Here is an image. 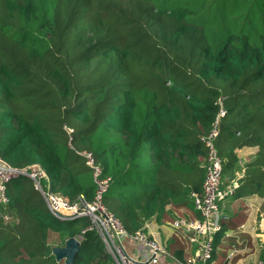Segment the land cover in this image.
Listing matches in <instances>:
<instances>
[{
	"label": "trees",
	"instance_id": "trees-1",
	"mask_svg": "<svg viewBox=\"0 0 264 264\" xmlns=\"http://www.w3.org/2000/svg\"><path fill=\"white\" fill-rule=\"evenodd\" d=\"M220 105L222 175L226 140L256 146L243 178L263 195L264 0H0V159L90 201L91 152L110 178L102 202L129 233L167 204L194 209ZM7 196L0 264H63L51 247L78 234L74 264L111 262L95 230L81 233L89 219L57 220L30 178Z\"/></svg>",
	"mask_w": 264,
	"mask_h": 264
},
{
	"label": "built area",
	"instance_id": "built-area-1",
	"mask_svg": "<svg viewBox=\"0 0 264 264\" xmlns=\"http://www.w3.org/2000/svg\"><path fill=\"white\" fill-rule=\"evenodd\" d=\"M225 113L221 107L208 133L201 139L206 147L203 158L204 178L201 193L192 192L194 209L199 216H175L171 226L176 230L177 236L186 239L195 245L192 255L188 258L175 261L176 264H207L214 250V236L221 229V215L219 202L227 196L234 194L237 187L232 182L225 189L222 184V158L219 155L215 138L218 135V123ZM86 163L92 167L96 190L92 200L79 197L73 202L53 192L46 172L38 165L24 168H14L0 159V216L5 221H10L11 216L4 210L3 206L8 201L7 185L18 176H26L33 182L34 189L38 190L44 198L46 207L50 214L59 221H72L81 217H87L89 224L86 230H95L100 236L106 251L112 258L111 264H157L160 257L167 255L165 244L160 243L149 236L144 229H138L129 233L123 224L105 207L102 195L109 186V177H100L101 170L94 164L91 152L82 151ZM79 242L82 234L75 236ZM131 240L135 245L132 254L124 244L125 240ZM256 264H264V259L258 260Z\"/></svg>",
	"mask_w": 264,
	"mask_h": 264
},
{
	"label": "crops",
	"instance_id": "crops-1",
	"mask_svg": "<svg viewBox=\"0 0 264 264\" xmlns=\"http://www.w3.org/2000/svg\"><path fill=\"white\" fill-rule=\"evenodd\" d=\"M231 144L229 140L224 143L225 151L234 153L235 159L223 171L222 188L225 189L232 182L237 187L234 194L219 202L221 229L214 236V250L207 264H256L258 260L264 259L261 257L264 252V193L260 195L255 192L256 184L244 182L243 177L246 164L254 159L257 147ZM224 160H229L228 156H224ZM166 210L163 218H150L142 229L167 248V255L160 257L157 264H176V260L181 261L191 256L195 245L178 237L171 222L177 215H199L195 209L172 204H167ZM124 244L130 253L135 252V245L131 240H125ZM112 262L111 258L109 264Z\"/></svg>",
	"mask_w": 264,
	"mask_h": 264
},
{
	"label": "water",
	"instance_id": "water-1",
	"mask_svg": "<svg viewBox=\"0 0 264 264\" xmlns=\"http://www.w3.org/2000/svg\"><path fill=\"white\" fill-rule=\"evenodd\" d=\"M80 250V242L75 236L65 239L62 246H52L51 253L57 262L74 264V257Z\"/></svg>",
	"mask_w": 264,
	"mask_h": 264
},
{
	"label": "rangeland",
	"instance_id": "rangeland-1",
	"mask_svg": "<svg viewBox=\"0 0 264 264\" xmlns=\"http://www.w3.org/2000/svg\"><path fill=\"white\" fill-rule=\"evenodd\" d=\"M13 220H14V219H13V217H12L10 221H13ZM56 240H57L56 235H52L50 242H51V243H54Z\"/></svg>",
	"mask_w": 264,
	"mask_h": 264
}]
</instances>
